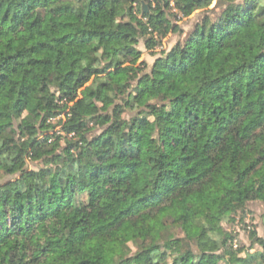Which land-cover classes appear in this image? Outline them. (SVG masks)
Instances as JSON below:
<instances>
[{
  "label": "trees",
  "instance_id": "trees-1",
  "mask_svg": "<svg viewBox=\"0 0 264 264\" xmlns=\"http://www.w3.org/2000/svg\"><path fill=\"white\" fill-rule=\"evenodd\" d=\"M212 2L0 0V264H264V0Z\"/></svg>",
  "mask_w": 264,
  "mask_h": 264
},
{
  "label": "rangeland",
  "instance_id": "rangeland-1",
  "mask_svg": "<svg viewBox=\"0 0 264 264\" xmlns=\"http://www.w3.org/2000/svg\"><path fill=\"white\" fill-rule=\"evenodd\" d=\"M209 8L214 9V11L217 12L219 9V7L217 6V0H213ZM198 12L199 11L195 12L191 16V18H184L179 20L177 24L181 26L182 31L168 34L162 40L160 45H156L155 47L149 49L145 46L143 41H140L139 44L137 45V48L140 51L138 62L144 60L149 64H151L154 61V59L157 56H159L161 50L172 47V45H174L179 39H182L185 36V34L191 29L195 20L194 17ZM33 34L35 39H38L36 33ZM250 209L252 212L246 215V219L244 220V222L238 221V218H236L234 220L226 221L223 223L226 229L233 231V233L237 235L238 244H243L247 249L249 244L247 238L248 235L247 231L250 228H255L257 234L264 238V229L260 224V218H259V215L264 211V207L262 206V204L254 202L250 204ZM244 227H246L247 230H245ZM249 251L253 252L254 250H249Z\"/></svg>",
  "mask_w": 264,
  "mask_h": 264
},
{
  "label": "water",
  "instance_id": "water-1",
  "mask_svg": "<svg viewBox=\"0 0 264 264\" xmlns=\"http://www.w3.org/2000/svg\"><path fill=\"white\" fill-rule=\"evenodd\" d=\"M144 9H146V7L144 6Z\"/></svg>",
  "mask_w": 264,
  "mask_h": 264
}]
</instances>
